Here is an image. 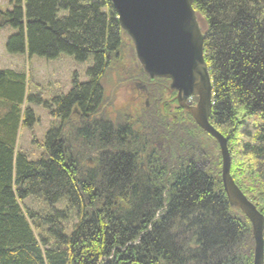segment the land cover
Listing matches in <instances>:
<instances>
[{
  "label": "trees",
  "instance_id": "16d2710c",
  "mask_svg": "<svg viewBox=\"0 0 264 264\" xmlns=\"http://www.w3.org/2000/svg\"><path fill=\"white\" fill-rule=\"evenodd\" d=\"M10 3L0 9V27L16 30L8 53L92 62L86 82L73 77L50 103L27 94L25 72L0 70V264H252L251 225L229 205L218 168L196 163L205 149L193 137L174 135L168 173V138L156 147L160 127L144 132L94 115L102 74L129 40L110 0ZM193 7L207 24L209 121L227 139L234 181L264 214V0H193ZM34 100L66 127L49 126L41 156L31 159L16 140L20 125L36 121L22 108ZM27 197L47 210L23 207ZM59 202L64 207L54 208Z\"/></svg>",
  "mask_w": 264,
  "mask_h": 264
},
{
  "label": "water",
  "instance_id": "95a60500",
  "mask_svg": "<svg viewBox=\"0 0 264 264\" xmlns=\"http://www.w3.org/2000/svg\"><path fill=\"white\" fill-rule=\"evenodd\" d=\"M122 34L129 39L138 69L148 77L166 78L183 99L199 95L188 108L198 126L218 143L221 184L228 203L251 225L252 264H264V214L242 192L231 173L227 139L210 123L212 85L203 55L207 24L193 0H110Z\"/></svg>",
  "mask_w": 264,
  "mask_h": 264
},
{
  "label": "rangeland",
  "instance_id": "374dc122",
  "mask_svg": "<svg viewBox=\"0 0 264 264\" xmlns=\"http://www.w3.org/2000/svg\"><path fill=\"white\" fill-rule=\"evenodd\" d=\"M10 7V0H0V9L7 10ZM66 14V11L59 12V16ZM15 32L16 30L10 25L0 27V70L8 68L25 72L27 76V94L40 96L41 102L50 103L53 97L69 91L73 77L79 82L88 80L86 70L91 65V58L84 63H79L66 54H60L56 59L50 60L38 55L29 57L26 53H8L5 47L6 40ZM123 42L124 46L121 48L120 56L116 60L114 58L109 59L112 64L107 67L101 77L104 99L103 104L99 107V115L113 121L132 122L135 129L145 132L147 131V125L150 123L148 117H144V99L135 101L136 92H134V85L130 81L131 77L140 76L142 72L138 69L130 41L125 39ZM159 82L158 93L160 94L162 81ZM25 107L33 110L36 121L31 128L19 126L16 149L27 153L29 158L36 159L43 152V147L39 144L42 143L48 127L52 124L60 126L61 123L51 116L50 109L42 103L35 100L32 102L25 101L22 108ZM141 109L144 111L141 112ZM137 110L139 114L135 113ZM142 115L143 117H141ZM197 128L198 131H193L190 127L188 133L185 134L193 137L192 139L199 143L203 150L205 149L201 151L202 155H197L196 163L205 168L207 166L211 168L214 165L218 168L221 181V156L218 143L206 131L198 126ZM191 133L192 135H190ZM158 136L161 135H155L156 147L162 150L167 143L165 138ZM174 138L172 136L168 137L169 150L164 154L168 159L171 158V163L167 166L168 173L174 169L177 160L173 152L174 149H170L175 146ZM177 139H181V137ZM21 204L23 207L35 212L47 210V206L40 198L27 197L21 201ZM64 205V202H59L54 205V208L62 209Z\"/></svg>",
  "mask_w": 264,
  "mask_h": 264
},
{
  "label": "flooded vegetation",
  "instance_id": "af4514ba",
  "mask_svg": "<svg viewBox=\"0 0 264 264\" xmlns=\"http://www.w3.org/2000/svg\"><path fill=\"white\" fill-rule=\"evenodd\" d=\"M130 81L134 85V92H136L135 101L144 99L145 111L141 109V112L142 110L145 112L144 117H148L149 123L160 127L163 138L174 137L177 134L185 135L190 127L193 131H198V124L188 111V108L197 105L199 95L191 94L180 99L179 92L169 86L170 80L166 78L148 77L140 74V76L131 77ZM159 81H162L160 94L158 93ZM135 113L139 114V111L137 110ZM99 114L100 112H97L94 115ZM62 122L60 121V125L64 128L65 123ZM146 128L148 129L149 127L147 126ZM166 142H169V140H166Z\"/></svg>",
  "mask_w": 264,
  "mask_h": 264
}]
</instances>
